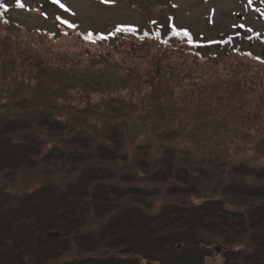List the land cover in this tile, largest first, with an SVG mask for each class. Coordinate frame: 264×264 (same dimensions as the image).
<instances>
[{"label":"trees","instance_id":"trees-1","mask_svg":"<svg viewBox=\"0 0 264 264\" xmlns=\"http://www.w3.org/2000/svg\"><path fill=\"white\" fill-rule=\"evenodd\" d=\"M8 23L0 7V24ZM59 24L63 35L89 45L127 37L160 48L204 46L173 27L95 35ZM29 66L49 70L33 59ZM14 67L0 69H7L0 76V174L10 181L79 175L74 186L49 181L16 204L0 202V264H206L219 243L244 244L238 258L264 264V112L253 114L231 84L201 88L202 95L214 90L221 110H210V96L195 101L168 84H146L152 94L139 113L113 96L87 110L69 90L31 95ZM97 117L100 127L91 122Z\"/></svg>","mask_w":264,"mask_h":264},{"label":"rangeland","instance_id":"rangeland-1","mask_svg":"<svg viewBox=\"0 0 264 264\" xmlns=\"http://www.w3.org/2000/svg\"><path fill=\"white\" fill-rule=\"evenodd\" d=\"M0 3L7 6L10 22L0 24V69L15 65L13 69L31 95L69 90L81 94L77 102L87 110L90 105L101 109L102 98L113 96L133 102L139 113L142 101L143 106L149 105V86L168 84L173 89H186L195 101L210 96L207 104L221 110L222 104L214 100L217 95H211L214 90L202 95L201 88L218 81L224 85L225 81L241 94L239 99H250L248 109L253 114L264 112V0H23L24 8L17 6V0ZM64 20L77 24L84 34L95 35L120 26L137 27L138 32L159 28L168 33L175 26L190 31L204 46L196 51L182 41L160 48L127 37L89 45L72 34L63 35L59 22ZM233 36L234 43L220 50L217 43ZM32 59L49 70L36 74L29 66ZM6 70H0V76ZM197 89L201 91L195 92ZM131 97L134 101H129ZM212 107L211 111L216 109ZM58 110L67 112L60 106ZM102 120L97 117L91 122L100 127ZM78 175L60 171L37 179L16 175L10 181L0 174V202L16 204L49 181L56 187L74 186ZM243 248L244 244L231 248L213 244V255L205 263L251 264L245 254L238 258Z\"/></svg>","mask_w":264,"mask_h":264},{"label":"snow or ice","instance_id":"snow-or-ice-1","mask_svg":"<svg viewBox=\"0 0 264 264\" xmlns=\"http://www.w3.org/2000/svg\"><path fill=\"white\" fill-rule=\"evenodd\" d=\"M54 2H59V0H54ZM101 2H109V0H101ZM111 2H114V0H111ZM17 6L20 7V8H24L25 7V4L23 3V0H17ZM61 7H64L63 4L60 5ZM0 7H4L5 8V11H7V6L0 3ZM174 32H176L177 35L179 36H187L189 38V41L191 42V36L190 34L187 32V31H178L175 26H173V29H172ZM90 38V37H89ZM95 42V41H93Z\"/></svg>","mask_w":264,"mask_h":264},{"label":"water","instance_id":"water-1","mask_svg":"<svg viewBox=\"0 0 264 264\" xmlns=\"http://www.w3.org/2000/svg\"><path fill=\"white\" fill-rule=\"evenodd\" d=\"M216 252L220 253V252H219V248H216Z\"/></svg>","mask_w":264,"mask_h":264}]
</instances>
